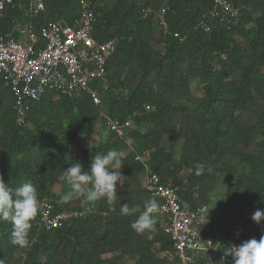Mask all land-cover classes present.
I'll return each instance as SVG.
<instances>
[{
    "label": "trees",
    "instance_id": "1",
    "mask_svg": "<svg viewBox=\"0 0 264 264\" xmlns=\"http://www.w3.org/2000/svg\"><path fill=\"white\" fill-rule=\"evenodd\" d=\"M27 2L13 0L0 10V34L17 38L18 25L30 22L39 30L48 21L73 23L79 14L78 0H44V10L30 18ZM234 2L240 13L236 25L225 28L208 19L211 28L203 31L196 24L211 8L210 0H91L94 38L116 41L105 80L92 84L100 97L97 104L83 92L67 96L47 91L18 122L13 94L0 75V176L13 188L31 181L39 199H49L56 210L88 208L51 229L38 227L37 213L29 233L34 243L26 249L11 244L13 225L0 220L4 264H122L123 255L135 258L130 264H165L160 252L170 242L160 220L154 215L155 231L149 239L131 227L138 214L120 213L122 204L139 205L142 211L153 199L144 189L143 166L136 154L145 157L161 181L177 184L184 206L206 205L218 174L233 179L208 230L212 240L218 237L221 243L195 263L232 264L224 252L234 213L244 204L264 208V0ZM162 6L171 30L184 40L156 33L152 16H141L145 7ZM192 79L201 83L200 95L191 92ZM107 118L124 126L133 122L125 133L131 147L109 130L102 143L82 148L78 161L87 170L95 155L120 151L123 188L117 189L111 205L106 198L87 202L83 195L60 203L51 188L65 182L59 177L68 167L66 150L76 138L90 134L95 121L107 123ZM198 164L205 167L199 176ZM261 234L264 220L257 224L250 217L246 240H259Z\"/></svg>",
    "mask_w": 264,
    "mask_h": 264
},
{
    "label": "built area",
    "instance_id": "2",
    "mask_svg": "<svg viewBox=\"0 0 264 264\" xmlns=\"http://www.w3.org/2000/svg\"><path fill=\"white\" fill-rule=\"evenodd\" d=\"M211 8L201 15L196 27L209 31L211 22L230 28L239 22V9L234 0H210ZM13 0H0V10ZM79 14L73 23L63 20L48 21L39 30L30 22L17 27V38L12 33L0 34V75L5 77L14 97V109L17 121L22 122L30 104L39 100L47 91L73 96L86 93L97 104L100 97L92 86L94 81H104L106 63L113 53L116 41H99L93 36L95 15L91 0H78ZM44 10V0H28L25 13L31 18ZM165 7L154 9L145 7L142 17L152 16L163 33L172 34L184 40L178 31H172L166 19ZM110 129L124 136L123 127L117 119L107 118ZM126 124V123H125ZM131 147V140L126 139ZM142 163L146 192L159 204L155 215L161 223V229L169 238L170 245L160 255L165 264H195L197 258H203L214 244L210 236L204 234L210 229L212 218L201 225L200 213L206 215V205H182L178 186L171 180L161 181L153 172L145 157L136 154ZM38 211V227L51 229L62 222L83 215L82 209L56 210L49 199H41ZM264 205V201L262 202ZM260 206L241 205L234 213L226 246L239 245L245 241V222ZM232 259V258H231Z\"/></svg>",
    "mask_w": 264,
    "mask_h": 264
},
{
    "label": "clouds",
    "instance_id": "3",
    "mask_svg": "<svg viewBox=\"0 0 264 264\" xmlns=\"http://www.w3.org/2000/svg\"><path fill=\"white\" fill-rule=\"evenodd\" d=\"M122 153L116 149L106 153L97 154L91 158L87 170L79 161H72L69 157V166L64 169L59 179L64 180L70 186V190L60 197V203H68L74 197L83 195L87 202H95L106 198L108 204H113L117 198V186L124 185L125 176L121 173ZM205 170L203 164H198L195 174L201 175ZM218 201V200H217ZM216 201V202H217ZM215 202V203H216ZM41 207L37 187L31 181H25L18 187H10L0 176V220L8 221L13 225L11 231V244L26 249L34 243L29 239L32 219L37 215ZM155 199H149L141 211L140 206L129 207L122 204V215H136L131 227L138 234H148L155 231L156 219L154 213L159 209ZM213 208V207H212ZM203 214L201 210V225L208 222V214L212 209ZM114 210V209H113ZM253 222L259 224L264 220V208H257L251 216ZM225 256L232 258V264H264V234L260 239L251 238L242 241L239 245H229L225 248ZM0 264H4L0 260Z\"/></svg>",
    "mask_w": 264,
    "mask_h": 264
},
{
    "label": "rangeland",
    "instance_id": "4",
    "mask_svg": "<svg viewBox=\"0 0 264 264\" xmlns=\"http://www.w3.org/2000/svg\"><path fill=\"white\" fill-rule=\"evenodd\" d=\"M20 2L26 1V0H18ZM153 28L155 30L156 33L162 32L159 25L157 24V22L154 21L153 24ZM234 37L236 39H240V37L238 36L237 33H234ZM153 47L157 50L161 51V47L160 45L154 43ZM201 83L199 82L198 79H192L190 81V90L193 94L195 95H200L201 91ZM133 126V122L128 120V122H126L125 126L123 127V132H124V140L125 142L127 141L126 139H130L129 137L126 136V132H127V128L132 127ZM149 127L148 124L144 125V127L141 128L142 131H144L145 129H147ZM109 130L111 131L112 129L109 128L108 124L105 123L104 121H95L94 124L92 125L91 128V132L88 135H81L80 137L76 138L69 146V148L66 150L65 152V159H66V164L69 166V157H71L72 161H78V155L79 152L82 148H86V147H90V146H96L100 143H102L108 136ZM131 140V139H130ZM132 144V143H131ZM164 145L167 147L168 144L166 142H164ZM179 149H180V142L177 143V145L174 147V155L176 157H178L179 154ZM233 182L232 178H229L223 174H218L217 176V182L213 187V190L207 195V203H206V208L207 210L212 208L209 211L208 216L209 217H213L216 211V207L218 202L220 201L225 188L227 186L228 183ZM142 183H143V177H142ZM123 186H120L118 184L117 189H122ZM70 190V186L68 185V183L65 181L62 184H58L55 185L51 188L52 193L57 196V197H61L62 195L66 194L68 191ZM79 197V196H78ZM77 197H74L73 199H76ZM218 200V201H217ZM217 201V202H216ZM216 202V203H215ZM88 208L87 206L85 208H82L83 211V215L87 212ZM207 213V211H206ZM204 234L206 236H210L209 234H213V232H211V230L207 233L204 232ZM211 237V236H210ZM212 239V237H211ZM214 241V240H213ZM221 243V240L216 237L214 243ZM156 250V253L158 252L156 246L154 248ZM16 257H21V253L20 252H16ZM206 257L208 258V255H206ZM135 260V258L133 257H127L126 255H123L120 259V261L122 262V264H130ZM209 264V263H208Z\"/></svg>",
    "mask_w": 264,
    "mask_h": 264
}]
</instances>
